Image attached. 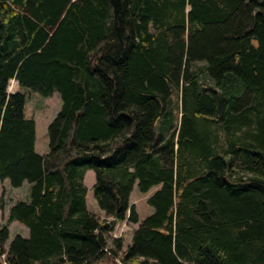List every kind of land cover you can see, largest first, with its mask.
Listing matches in <instances>:
<instances>
[{"label": "trees", "instance_id": "1", "mask_svg": "<svg viewBox=\"0 0 264 264\" xmlns=\"http://www.w3.org/2000/svg\"><path fill=\"white\" fill-rule=\"evenodd\" d=\"M9 82L59 93L45 155ZM4 179L29 200L0 223V264H264V0H0ZM135 183L156 187L140 221ZM12 221L28 237L7 244Z\"/></svg>", "mask_w": 264, "mask_h": 264}, {"label": "rangeland", "instance_id": "2", "mask_svg": "<svg viewBox=\"0 0 264 264\" xmlns=\"http://www.w3.org/2000/svg\"><path fill=\"white\" fill-rule=\"evenodd\" d=\"M200 64V63H198ZM200 80L203 81L205 86L212 87V83L204 78V74L200 73ZM8 92L19 91L25 97V113L29 118L35 121V141H34V151L39 155H45L48 151V136H47V126L49 122L54 118L60 108V97L57 91H53L49 96L43 97L35 91H32L26 87H19L16 82H9L7 87ZM173 102L179 103V97L173 99ZM179 105V104H178ZM181 116V109L179 106L176 109V116L173 120V127L179 126ZM84 181V186L86 187V200L89 210L100 218H104V212L97 206L93 194L91 191V186L94 183V173L92 170H87ZM156 190V187L150 188L147 192H140L136 186L133 184L129 202L133 205L134 211L136 212L139 221L144 217L153 212V208L146 203V199ZM2 195L3 210L0 209V223L6 218L7 207L15 201H26L29 198V185L24 183L20 187H11L7 181L0 184V196ZM135 224L124 220L122 222H117L114 226L111 235L114 237L122 236L124 239L123 249L130 243L129 238H131L130 233L132 227ZM133 232V231H132ZM20 235L22 237H28V229L18 223L13 222L9 228V238L7 244L15 235ZM129 240V241H128ZM3 255H0V260H3ZM96 264H108L106 259L98 261Z\"/></svg>", "mask_w": 264, "mask_h": 264}, {"label": "crops", "instance_id": "3", "mask_svg": "<svg viewBox=\"0 0 264 264\" xmlns=\"http://www.w3.org/2000/svg\"><path fill=\"white\" fill-rule=\"evenodd\" d=\"M14 92H15V91H14ZM7 93H13V92H8V91H7ZM24 108H25V106H24ZM24 114H25L26 117H28V116L26 115V113H25V109H24ZM28 118H29V117H28ZM86 173H87V172H85L84 177H83V183H84V181H85ZM5 181L8 182L7 179H4L3 181H0V184L5 183ZM24 183H27V182L24 181V182L21 184V186H22ZM27 185H29V184L27 183ZM86 191H87V189H86ZM28 200H29V198H28L25 202H27ZM86 208H87L88 211H90L89 208H88L87 200H86ZM7 209H8V207H7ZM7 209H6V214H7ZM90 212H91V211H90ZM13 222H15V221L10 222V224H9V228H10V226H11V224H12ZM134 224H135V223H134ZM136 227H137V224H135V225L132 227V230H131V233H130L129 236L132 235V231H133L134 229H136ZM129 240H131V238H129ZM129 240H128V241H129Z\"/></svg>", "mask_w": 264, "mask_h": 264}]
</instances>
